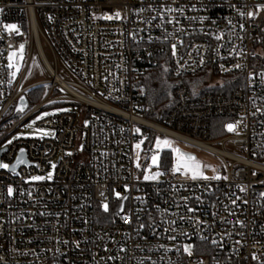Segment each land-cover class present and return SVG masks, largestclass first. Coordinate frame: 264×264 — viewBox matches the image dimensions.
I'll list each match as a JSON object with an SVG mask.
<instances>
[{
	"label": "built area",
	"instance_id": "obj_1",
	"mask_svg": "<svg viewBox=\"0 0 264 264\" xmlns=\"http://www.w3.org/2000/svg\"><path fill=\"white\" fill-rule=\"evenodd\" d=\"M35 55L46 94L9 126ZM160 59L175 86L157 123L142 83ZM54 102L72 109L48 135L4 145ZM152 133L218 165L191 176L176 149L151 167ZM1 150L0 264H264V0H0Z\"/></svg>",
	"mask_w": 264,
	"mask_h": 264
},
{
	"label": "rangeland",
	"instance_id": "obj_2",
	"mask_svg": "<svg viewBox=\"0 0 264 264\" xmlns=\"http://www.w3.org/2000/svg\"><path fill=\"white\" fill-rule=\"evenodd\" d=\"M10 66L14 69V77L16 80L22 75V73L25 71L28 61V49L25 45H21L20 49L18 51H13L10 54ZM61 77H65V74L62 72L60 73ZM49 76L44 71L38 57L35 55L32 63L29 68V73L26 76V79L24 81V87H28L31 85H38L36 88H34L31 91H34L36 89L41 88L42 94L40 97L35 101V104H31L30 107L25 112H13L10 120H9V126L14 124L16 121L24 117L28 111L32 109L35 105L39 104L41 100L44 98V95L46 94L47 87L44 85H40L44 83L45 81H48ZM29 93V92H28ZM28 93L26 95H28ZM61 92L56 91L53 95V97L60 96ZM72 109V106L60 104V103H51L50 106L47 108L41 110L36 115H34L31 119L26 121L23 125L18 127L12 135H10L7 140L5 141L4 145L9 144L16 139L19 138H25V139H33V138H39L48 135V130L37 127V123L39 121H42L50 116H53L55 114L69 111ZM150 138L153 139V145L150 150V156H149V166L159 168L162 162V155L164 152L173 151L175 152L176 149H180L182 153H194L196 155V159L190 160L185 157L184 154L180 156H174L173 157V164L176 165L182 172L186 174H190L194 177H201L203 174H208L210 171L213 170L214 167L218 165V159L215 157L204 153L200 151H193L190 148H188L186 145L181 144L179 142L174 141L173 139L162 136V135H154ZM168 141L167 144L164 143V141ZM230 150V148H227ZM193 151V152H192ZM142 148L141 146L135 147V153L136 158L138 160L141 159L142 156ZM155 157V162L153 161V158Z\"/></svg>",
	"mask_w": 264,
	"mask_h": 264
},
{
	"label": "trees",
	"instance_id": "obj_3",
	"mask_svg": "<svg viewBox=\"0 0 264 264\" xmlns=\"http://www.w3.org/2000/svg\"><path fill=\"white\" fill-rule=\"evenodd\" d=\"M164 62V59H160L158 66L151 69L142 83L143 117L148 121L157 123L163 122L164 117L174 105L173 90L175 81L171 75L170 68ZM41 90L39 88L28 93L27 98L30 105L35 104V101L43 93ZM223 136L224 133L213 134L212 138L217 139ZM152 142L153 139H148L145 144L146 149L149 150L152 147ZM171 165V153L164 152L162 155V166L165 168Z\"/></svg>",
	"mask_w": 264,
	"mask_h": 264
},
{
	"label": "water",
	"instance_id": "obj_4",
	"mask_svg": "<svg viewBox=\"0 0 264 264\" xmlns=\"http://www.w3.org/2000/svg\"><path fill=\"white\" fill-rule=\"evenodd\" d=\"M28 106H29V101H28V98L26 95H23L19 101V104H18V107L16 108V112H25L27 109H28ZM4 152V150H1L0 151V157L2 155V153ZM185 157L187 159H190V160H194L196 159V155L195 154H189V153H184ZM25 162V158L24 156L20 157L18 163L13 167V170H16V168L23 164ZM123 212V208L118 212V214H122Z\"/></svg>",
	"mask_w": 264,
	"mask_h": 264
},
{
	"label": "snow or ice",
	"instance_id": "obj_5",
	"mask_svg": "<svg viewBox=\"0 0 264 264\" xmlns=\"http://www.w3.org/2000/svg\"><path fill=\"white\" fill-rule=\"evenodd\" d=\"M117 16H119V13H117L116 14ZM249 15H252L251 13H249ZM110 18V17H109ZM228 128H229V130L231 131V130H233L234 129V125H228ZM137 131H139V129H137ZM9 143H10V141H9ZM164 143L165 144H167L168 143V141H164ZM140 145L138 144L137 145V147H139ZM153 161L155 162V157L153 158ZM0 167H3V168H7L8 167V165H6V164H0ZM53 167H55V165H53ZM49 179L51 178V174H49V177H48ZM154 178V177H153ZM217 179L219 178V177H216ZM33 179H35V180H41V179H44V177H33ZM145 179H148V177H145ZM11 191H12V189L10 188L9 189V193H11ZM117 195H119V194H117ZM103 208H104V210L105 211H107L108 210V205L107 204H104L103 205Z\"/></svg>",
	"mask_w": 264,
	"mask_h": 264
},
{
	"label": "bare ground",
	"instance_id": "obj_6",
	"mask_svg": "<svg viewBox=\"0 0 264 264\" xmlns=\"http://www.w3.org/2000/svg\"><path fill=\"white\" fill-rule=\"evenodd\" d=\"M59 81H61V80H59ZM61 82H63V81H61ZM41 85H44V83H43V84H41Z\"/></svg>",
	"mask_w": 264,
	"mask_h": 264
}]
</instances>
